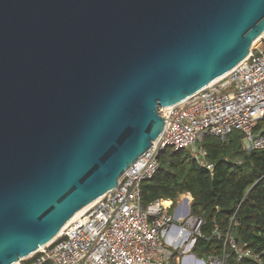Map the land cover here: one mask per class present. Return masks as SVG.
Returning a JSON list of instances; mask_svg holds the SVG:
<instances>
[{
  "label": "water",
  "instance_id": "1",
  "mask_svg": "<svg viewBox=\"0 0 264 264\" xmlns=\"http://www.w3.org/2000/svg\"><path fill=\"white\" fill-rule=\"evenodd\" d=\"M264 0H0V264L111 192L175 107L247 58Z\"/></svg>",
  "mask_w": 264,
  "mask_h": 264
},
{
  "label": "built area",
  "instance_id": "2",
  "mask_svg": "<svg viewBox=\"0 0 264 264\" xmlns=\"http://www.w3.org/2000/svg\"><path fill=\"white\" fill-rule=\"evenodd\" d=\"M157 141L120 178L118 185L74 216L50 243L16 264H227V253L204 260L192 252L202 218L192 214V196L158 198L142 206V183L160 168V155L189 149L201 167L214 163L207 136L225 142L241 133L247 151H264V31L249 55L219 80L185 102L161 109ZM187 195V196H184ZM240 257L259 260L231 240Z\"/></svg>",
  "mask_w": 264,
  "mask_h": 264
},
{
  "label": "trees",
  "instance_id": "3",
  "mask_svg": "<svg viewBox=\"0 0 264 264\" xmlns=\"http://www.w3.org/2000/svg\"><path fill=\"white\" fill-rule=\"evenodd\" d=\"M203 145L213 169L201 167L189 149L167 148L157 173L142 183V206L190 193L191 212L202 218L195 255L206 260L226 252L227 264H264V151H247L239 131L225 142L207 136ZM231 240L259 260L240 257Z\"/></svg>",
  "mask_w": 264,
  "mask_h": 264
},
{
  "label": "bare ground",
  "instance_id": "4",
  "mask_svg": "<svg viewBox=\"0 0 264 264\" xmlns=\"http://www.w3.org/2000/svg\"><path fill=\"white\" fill-rule=\"evenodd\" d=\"M96 201V200H95ZM95 201H93V202H95ZM93 202H91V203H89V204H87L85 207H83L75 216H77V215H79L86 207H88V206H90V205H92L93 204ZM51 242V241H50ZM49 242V243H50ZM48 244V243H47ZM46 244V245H47Z\"/></svg>",
  "mask_w": 264,
  "mask_h": 264
},
{
  "label": "rangeland",
  "instance_id": "5",
  "mask_svg": "<svg viewBox=\"0 0 264 264\" xmlns=\"http://www.w3.org/2000/svg\"><path fill=\"white\" fill-rule=\"evenodd\" d=\"M184 194H187V193H184ZM181 195H183V194H181ZM181 195L177 199H181L183 197ZM184 196H187V195H184Z\"/></svg>",
  "mask_w": 264,
  "mask_h": 264
}]
</instances>
